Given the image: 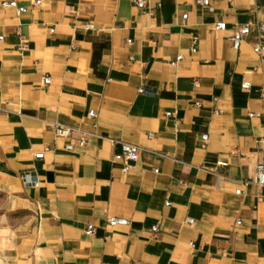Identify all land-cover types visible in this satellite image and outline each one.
<instances>
[{"label": "crops", "instance_id": "0c3cea01", "mask_svg": "<svg viewBox=\"0 0 264 264\" xmlns=\"http://www.w3.org/2000/svg\"><path fill=\"white\" fill-rule=\"evenodd\" d=\"M4 1L0 264H264V188L251 182L264 163V0H144L152 15L130 0H16L23 13ZM56 123L74 131L58 137ZM112 140L143 148L128 173Z\"/></svg>", "mask_w": 264, "mask_h": 264}, {"label": "built area", "instance_id": "2783aa9c", "mask_svg": "<svg viewBox=\"0 0 264 264\" xmlns=\"http://www.w3.org/2000/svg\"><path fill=\"white\" fill-rule=\"evenodd\" d=\"M133 4H135L137 7H139L140 9H142L144 12L148 13V14H153L154 10L151 6L148 5V3L144 0H130ZM234 0H229V2L232 4ZM41 1L40 0H36L35 4H40ZM198 3L204 5V6H208V1L207 0H198ZM3 5L5 7H9V6H14L17 8L19 13H23L27 10L26 7H19L17 5V1L16 0H6L3 2ZM184 19L187 18V14H184L183 16ZM87 29H92L94 28V25L92 23H89L86 25ZM216 29L217 30H226L227 29V24L224 21H218L216 23ZM252 33V29L251 26L249 24H244L239 26L232 35V41H233V48L235 50H238L241 46L242 41L249 36ZM3 37L1 36L0 39H2ZM256 44L254 46V51L258 54H261L264 51V23L263 22H259L256 24ZM199 38L198 36H194L193 40H192V51L196 52L197 51V44H198ZM129 42H131V40H129ZM24 47L27 46V44L25 43L23 45ZM183 56H178L177 60L180 61L182 60ZM51 81L50 76H46L44 78V83L45 84H49ZM241 87L245 90H250L252 88V83L249 80H243ZM139 93H146L149 95H157L158 92L154 91L151 88H148L146 86H141L138 89ZM261 95L264 96V89H262L260 91ZM197 106H201L200 103H197ZM167 115H171L170 112L167 113ZM256 113H252L251 116H256ZM89 116L91 117H95L96 116V112L95 110H90L89 111ZM74 131L73 128L68 127V126H64L62 124L56 123L55 124V132L56 135L58 137H68L71 135V133ZM150 136H153L152 133L149 134ZM202 139L204 141H206L208 139V135L205 134L202 136ZM262 142H264V138L261 140ZM87 140L86 138H83L81 140V144H86ZM112 142L114 144L120 143L121 144V148L122 151L120 154H117L115 156V158L117 160H123L124 165H123V171L125 173H128L132 167L133 164L135 162H137L140 159V155L143 151V148L139 145L136 144H131V143H127V142H121L118 140H112ZM67 148L69 150L74 148V145L69 144L67 145ZM35 158L38 159H42L44 158V152H40L37 153L35 155ZM224 162H218V165H224ZM155 171L158 172V170L156 169ZM22 180L24 182L25 185L27 186H34V187H39L41 185V180L39 178V176L36 174L35 171H25L22 175ZM253 184L264 188V163H259L256 166V174H255V178L251 181ZM245 183H249L248 181H246ZM237 194H241L242 190L238 189L236 191ZM167 205H170V202L166 203ZM187 222L190 224L194 223L193 219H187ZM107 223L109 226H117V225H127L129 223L128 219L123 218V217H109L107 219ZM241 221L238 220L237 224H240ZM153 232H157L158 231V226H153L152 227ZM88 232L89 233H94V226L93 225H89L88 226ZM191 244H193L191 242Z\"/></svg>", "mask_w": 264, "mask_h": 264}]
</instances>
